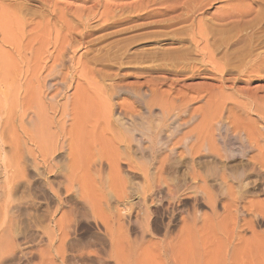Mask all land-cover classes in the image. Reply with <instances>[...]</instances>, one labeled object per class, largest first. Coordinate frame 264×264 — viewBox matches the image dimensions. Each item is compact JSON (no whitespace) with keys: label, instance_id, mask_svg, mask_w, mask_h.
<instances>
[{"label":"rangeland","instance_id":"rangeland-1","mask_svg":"<svg viewBox=\"0 0 264 264\" xmlns=\"http://www.w3.org/2000/svg\"><path fill=\"white\" fill-rule=\"evenodd\" d=\"M45 1L0 0V131L6 130L0 135V160L11 157L10 144L4 142L6 136L8 140L15 137L23 151L34 149L28 140L33 126L51 127L53 131L56 122L63 121L69 128L83 120V114L103 101L111 89L117 87L121 92L111 97V103H128L131 100L125 93L128 86L145 83L141 91H147V87L154 86L151 80L158 76L181 80L175 92L198 96L192 103L194 107L205 104L210 96L215 102L220 90L235 99H238L236 90L241 89L256 91L257 98L264 96V63L259 69L244 72L238 80L219 88L217 75L202 60V52H205L208 55L205 61L223 67V57L233 52L224 45L213 48L212 43L251 37L259 47L244 63L257 56L264 57V0H95L100 6L94 10L88 9L92 2L57 0L62 6V1L72 4L71 12L65 15L52 10ZM245 10L250 12L240 16ZM83 13L89 16L85 25L77 18H84ZM102 15L106 21L101 19ZM222 25L230 26L231 32H214ZM179 50H187L183 60L174 59V51ZM159 66L185 71L177 75L173 70H159ZM192 67L194 76H191ZM228 68L230 71L225 77L231 79L238 76L239 68L243 69L239 63H229ZM242 77L250 81L244 83ZM169 83L159 89L174 88ZM137 108V122L142 125L138 137L141 138L148 120L144 107L138 105ZM118 110L114 108L115 116ZM158 120L155 118V123ZM144 140L146 147V136ZM146 151H143L145 155ZM124 164L119 169L123 177H128ZM2 175L4 172L0 170V193L4 187L5 175ZM27 177L37 178L32 173ZM133 183L139 187L146 185L142 178L133 179ZM184 187L175 198L159 194L147 199L145 205L140 196L135 198L138 206L131 216L133 228L117 236L121 243L116 247L94 246L102 225H96L88 212L83 218L76 214L75 222L68 229L73 231L61 250L65 262L56 257L51 264H102L94 253L104 255L105 264H264L263 191L255 190L245 200L247 206L253 205L254 212L243 210L240 213L239 224L247 225L238 229L232 242L227 243L226 234L231 228L229 209L232 208L228 204L224 208L226 200L218 199L214 208L216 215H213L209 203ZM95 191L92 196L96 197L98 191ZM211 191L221 194L218 186ZM39 201L41 203L42 199L36 193L25 194L17 198L8 217L0 215V264H41L40 243H45L46 239L34 228V215L38 214L31 208ZM164 207L174 210L177 216L172 217L168 227L165 225L170 217ZM7 225H11L10 231L5 230ZM166 234L171 245L163 249L155 243ZM79 250L82 254L92 252L93 256L83 257ZM101 250L103 252L99 253Z\"/></svg>","mask_w":264,"mask_h":264},{"label":"bare ground","instance_id":"bare-ground-1","mask_svg":"<svg viewBox=\"0 0 264 264\" xmlns=\"http://www.w3.org/2000/svg\"><path fill=\"white\" fill-rule=\"evenodd\" d=\"M81 1L92 2L89 10L100 6L99 1ZM45 2L48 7L59 10L62 15L72 10V4L67 1H62L63 6L60 4L61 1L57 0ZM249 12L250 10H245L239 14L244 16ZM84 16V18L77 16L83 25L89 20L88 15ZM101 19L106 21L104 15ZM217 27L213 31L218 34L231 32L230 26L229 29L227 25H222L220 29ZM254 41L251 37L233 42L225 40L213 42V48L217 49L224 45L233 52L229 53L231 56L227 53V57H223V67L212 61H205L208 55L202 52L203 62L208 63L210 70L217 75L219 88H223L227 82L238 80L242 73L251 72L262 66L264 63L262 56L244 63L245 59L253 55V50L259 47ZM174 52L176 54L174 59L183 60L187 50ZM178 52L181 54L177 55ZM229 63H239L243 67L239 68L236 78L225 77L230 71ZM158 69L165 72L173 70L167 66H159ZM173 71L180 75L185 70ZM191 71V76H194V67ZM241 79L244 83L250 81L246 77ZM151 82L153 88L147 87V91L143 92L141 88L145 83L128 86L125 89V93L131 97L128 103H111V97L121 93L117 87L111 89L103 101L96 103L89 113L83 114V120L69 128L63 121H55L57 125L53 131L51 127L38 129L37 126H33L29 131L31 138L28 140L34 149L28 148L23 151L15 137L8 140L6 136L4 142L10 144L11 157L0 160V170L5 175H2L4 187L0 193V215L8 217L15 207L17 198H22L25 194L30 195L34 192L42 199L41 203L39 201L37 205L31 207L38 214L34 215L36 220L34 228L46 239L45 243H40L41 264H51L56 257L60 258V262H65L61 250L67 244L70 232L73 231L68 229L75 222L76 214L83 218L88 212L94 222L96 221V225H102L104 234L102 232L96 234L97 238H100L97 240L95 237L99 242L95 240L94 246L98 244L99 249H103L107 244L116 247L121 243L117 236L133 228L131 216L138 206L135 198L138 199L140 196L143 205L147 199L159 194L175 198L179 191L182 192L181 189L184 190V186L186 191L191 189L192 193L199 195L197 197L209 203L213 215H216L214 208L218 199L223 197L226 200L224 208L227 204L232 208L229 209L231 228L226 234L227 243L232 242L238 229L247 225L239 224V215L243 210L254 212V209L253 205L247 206L245 200L255 190L264 192V96L257 98L256 91L241 89L236 90L238 99H235L220 90L219 98L215 102L210 96L205 104L194 107L192 103L199 98L198 96L189 97L175 92L178 91L176 85L181 82L178 78L158 76ZM167 82L174 88L161 91L159 87ZM138 105L144 107L148 120L141 138L138 137L142 129V125L137 122ZM114 108L119 109L118 116L114 115ZM242 113L245 114L244 118ZM155 118L159 119L156 123ZM4 133L6 130L2 129L0 135ZM145 136L148 142L146 147ZM144 150H147L148 154L145 155ZM122 163L126 164L128 177L121 175L119 166ZM28 173L36 175L37 178L28 179ZM135 178H142L146 185L139 187L134 184ZM216 186L221 194L211 191V188L214 189ZM95 190L98 191L97 195L94 194L96 197L92 196ZM140 192L142 194H139ZM64 207L67 209L60 211ZM165 208L168 210V207L163 209ZM59 211L62 213L57 218ZM167 212L170 220L166 222V227L172 224V217H175L174 210L170 209ZM181 221L184 223V219L181 218ZM11 229V225L5 227L7 231ZM155 244L166 249L171 245V241L166 234ZM80 252L83 257L92 254V252L82 254V250ZM101 252L103 251L99 253ZM94 255L99 258V261L97 260L99 263H106L104 255L100 256L98 253Z\"/></svg>","mask_w":264,"mask_h":264}]
</instances>
